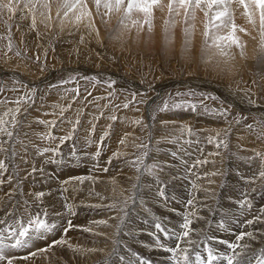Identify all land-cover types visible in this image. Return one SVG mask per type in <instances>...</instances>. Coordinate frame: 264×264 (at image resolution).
I'll return each instance as SVG.
<instances>
[{
  "label": "rangeland",
  "instance_id": "1",
  "mask_svg": "<svg viewBox=\"0 0 264 264\" xmlns=\"http://www.w3.org/2000/svg\"><path fill=\"white\" fill-rule=\"evenodd\" d=\"M12 1L14 0H11L10 2ZM32 1L34 0H22L21 3L16 5V11L22 10L23 12H26L23 19L20 20L22 22L18 23H16L17 18L14 14L12 15L10 13L9 16L8 9L0 8V65L7 68L6 71L0 72L1 112H7L2 119L3 121L7 119V122H0V129L3 130L0 131V149L5 150L0 151L1 161L6 162L7 160V165L5 163V169L7 170L4 171L6 173H10L11 175H17L20 170H23V168L30 169L34 164L33 162L32 164L30 163V161L35 158L34 154L40 155L38 151H42L44 149V145L46 143L45 131H47L45 125L49 124L48 118H57V114H59V106L68 104L70 108L69 111H67V114L65 116H63L61 113L59 114L63 118L60 119L61 123L56 125L54 129L55 133L54 136H52V139L54 140L61 138L65 135L70 137L69 141L68 143L65 141H57L54 144H50L56 146L55 148L58 150V144L60 145L62 143L60 148L66 147L65 149L74 152V157H76V160H74L75 166L81 170H98L97 168L109 170L112 169L114 165H116L118 168L115 169L116 172L114 171L113 174L119 176V178L122 179L120 184L124 186L129 185L126 187V190L124 186H119L120 190L115 192L114 195L101 194L100 192L98 193L91 190V188H82L83 192H76L75 197L66 194V199H69L73 205H75L74 203H76V200L81 202L83 198H85L84 200L96 199L95 202L98 201V206H92L89 203V205L85 204L88 207L84 205L81 209L83 210L92 208L91 210H93L96 214H99L100 212L105 213L107 211V215L110 214L112 216L111 217L109 215L111 218L114 217V222L111 220L108 223L103 224V229L105 230V228H107V231L105 230L107 233L105 232L104 237L99 239L90 235L88 236V242H95L94 244H97V242L103 241L102 243L104 244V247L100 252L89 256V258H91L87 260L85 264H101V262L111 259L113 256L117 257L116 255L119 249H130V246H133V241H123L121 236L125 231L130 232L129 220H131L132 217L141 222L136 223L141 229L138 232H132L133 236H140V232L144 233L142 231L147 229L146 227L148 226L153 229V231L149 230L152 233L157 231L153 224L155 222H159L168 233L167 237L163 235L161 236L163 239L171 240L169 228L173 225L167 222V219L169 218L167 209L169 210L170 207L174 211H178L181 214L179 223L181 222L182 225L188 223V229H182L179 236H181L183 234L182 232L185 230L189 232V235L191 232L194 233L196 235V240L199 238L198 242H195L196 245L187 253L189 260L192 261L193 264L194 259L190 258L191 254L199 252L201 257L204 255L203 241L208 243L209 247L213 250V253L216 256L221 255V253H218L220 251L219 248L217 249L218 246L216 247L218 241L217 237L225 238V241H229L228 243H236V245L237 241H242V239H237V237H239V234H242L241 232L244 229V225L237 224L238 226H235V230L231 228L229 231L232 221L230 220L229 216L227 217L226 215H228L229 212H244V207L241 208L243 205H241L239 202L243 195L240 191H244V176L242 177L237 166V169L236 167H232L233 164L238 161H243V163L245 162L246 164L248 163L247 165L242 164V162H238L237 164L244 165L245 168L252 170L253 173V178L251 180L252 183H255V186L251 183V186H253L251 188H253L252 190L254 191L252 195V199L254 200H252L251 204L255 209L254 212H256L257 208L264 206V176L260 175L261 172H264V114H262V111L264 110H261L264 107V71L257 69L259 64L262 65L264 63V58L263 60L257 62L255 57L260 52L264 54V46L260 45L261 49L258 50L253 56L250 54V52L247 54L248 57H245L246 61L240 65L243 68L240 75L236 76V74H234L228 78L222 74V69L220 71L213 69L215 67L212 63H215V61L212 56L219 54L222 56L221 60H223V58L225 59L227 57V51L229 50V59H231L232 55L233 60L238 62L240 60H238V58L234 56V53H232L234 48H229L228 50L223 48L220 50L221 47L214 46L215 48L213 49H207V51H209L207 52L203 45L205 46L211 42L212 38L220 37L222 35L228 36V34H225L223 30H228L231 28L232 24H236L237 19L234 17V13H232L233 15L231 19L227 17L223 18L225 26L217 29L212 24H210V17L212 15L211 13H209V16H205L204 11H202L200 8L199 10L196 9L195 12H198L197 16H201L205 19L204 20L202 18L200 21V19H197L198 17L196 18L195 16L197 19L196 24L193 19L190 20V18H192L190 11L187 16L185 15L183 8L179 10V14H177L175 11L169 12L167 7L169 0H160V4L153 6L150 17L145 16V14L142 12H133L130 18L126 16L124 7H121L119 11L112 9L109 12L103 7V3H101V6L97 8L95 1L92 0L93 3L89 1L90 4L86 1L85 9H87L86 12L90 14H93L95 11V14H93L95 20L93 18L92 22L93 24L97 25L98 28L95 27V30L90 29L92 26L90 25L91 27L89 28L87 24L88 22L84 23L86 24V27L88 26L86 32L88 31L90 34L89 35L86 33H80L83 28L82 26H84L82 22L77 23V27H75L74 24H72V26L69 23L63 22L64 19L67 20L65 18V12H67V14L70 12L63 7L64 0H53L55 4L57 3V8L52 9L53 11H56L53 12L52 16H54L56 19H58V22H60L58 23L56 21V24L58 23L60 25H57V28L54 27L55 25H53V22H55L56 19H53L51 25V20L48 21L41 17L43 18V22L38 21V19L34 17L33 13L29 15L30 19L27 18L29 11L31 10V12H33L32 8L35 6V3ZM43 1L49 3L47 0ZM5 2L7 3V0H5ZM34 2H37V8H41V2L39 0ZM232 2H235V0H232ZM231 4L232 6L230 5V7H233V3ZM159 7L162 9L160 8L159 10ZM230 9L231 11L233 10V8ZM182 15L185 18H183ZM33 17L35 18V26L32 25ZM146 21H149L150 23ZM189 21L193 22L192 24L195 26L191 25V23H188ZM41 23L44 26L47 25L48 27H42ZM214 23L219 24L220 21H215ZM78 24L79 26L82 25V28H80ZM49 27L52 28L50 29ZM258 27H260L258 33L262 32V36H259L258 40L264 42V29H262L260 25H258ZM186 29L187 31H185ZM209 29L210 33L208 36H206L205 32L209 31ZM62 30L66 31L63 32ZM231 30L232 28L228 31ZM237 31L235 29V32ZM73 34H76L77 36L78 34H82L81 36L83 40H73L75 43L72 42V38L74 37L71 36H74ZM84 34H86L85 37ZM242 35L245 36V33H242ZM18 36L21 37L19 38L23 42L22 45L17 43ZM98 37H101V40L97 39ZM198 38L203 40L200 41L203 45L195 42ZM204 41L206 43H204ZM223 42L228 43L229 41ZM223 42H221V44ZM229 43H232V46L236 45L232 41ZM217 49L218 52H216ZM214 51L217 54H214ZM75 52H78V54L82 56L79 57L78 54L74 55ZM195 57L201 61H198L197 59L195 60ZM248 60H250L252 63L254 62L255 64L250 67V62H248ZM12 68L14 69L12 70ZM13 75L17 78L18 76H26L32 81L36 82L41 80V82L44 83L40 87V90L43 91L42 98H37L36 105L33 106L35 90L32 89V92L29 93L28 100L32 103V105L29 107V105L25 103L26 101L23 99V97H25L26 93L30 91V89H20V85L17 84V79L13 77ZM132 79L136 81L133 82V87H131L128 83H125ZM137 82L142 83L145 87H142ZM171 86L172 88H170ZM13 87H15L14 91L16 89H18V91H6ZM140 88H142L143 91ZM232 88L233 90L231 91ZM161 93H163V96H160ZM227 94L232 96L235 94V102H238L232 103L230 100L228 101L226 96ZM109 101L114 103H117L118 101L119 106L124 108L125 104H127L128 109H121L120 111L117 110V112H114L120 117L118 120L114 116V113L110 112ZM144 101L145 105H141ZM151 101V116L148 117L147 111ZM165 105H167V108H165ZM88 107L94 111V118H91L90 120V118L87 117V113L85 112L83 115L84 118L81 121V124L78 126L80 120V117H78V112L80 109H85ZM103 112H110V116H112L113 121L119 122L115 124H113V122H108V120L101 115ZM192 113H201L206 115L205 117H201L194 116ZM130 115L138 119L137 128L134 127L133 121L129 119ZM245 116L248 117L246 121H251V124L248 126H246L247 123H245V119L247 118ZM168 117L174 118L178 122L175 125H172L168 122H163V118L166 119ZM124 120L128 121L130 128H127L123 124ZM41 121H43L42 124ZM190 123H195V125L190 126ZM67 124H70L71 128L73 129V131L70 133L67 131ZM41 126L43 127L44 132ZM75 126L77 129H75ZM188 126L192 127V130L188 131ZM29 130H31V132H29ZM113 130L116 132V134H113ZM8 132L12 133L11 137L7 135ZM20 134L22 136H20ZM28 134H33L35 141H30L27 138ZM122 134H125V137L123 143H120ZM215 134L217 136V141L216 139H213ZM98 136L103 139L101 147L102 149L99 153L98 144L100 138ZM237 136L240 138L250 136L249 142H255L253 144L254 147H251V145H240L234 142L233 139H235ZM38 139H41L42 143ZM179 141H184L186 143L188 142V144H186L189 146L188 149L179 150V148L174 147V142L178 144ZM216 142H218L220 146L216 144ZM70 143L72 145H70ZM106 143H108V145L111 143L112 144L108 146V151L104 152ZM28 145L29 147L33 146L32 151L29 149V147H27ZM77 148L82 152H80ZM194 149L200 150L202 154L201 159L192 158L191 155H193V153L191 150ZM77 152L81 154V157L77 155ZM30 153L33 155L29 156L31 155ZM45 153L47 155V160L49 159L53 168L55 167L53 169L54 178L56 179L55 182L60 183L61 187L62 183L60 182L59 178H56V175L59 173V171L60 173L62 172V168L68 167L66 166L68 164V155H66L64 157L65 159L61 161L57 156H54V151H52V155L49 154V157L47 152ZM173 153H175V155H173ZM84 155L87 156L85 157ZM164 156L172 159V162L163 163L162 158ZM18 157L21 159H18ZM24 158L25 161L23 160ZM108 158L114 160L115 163L113 161L112 163L110 160H108ZM20 161H24L25 163H28V165H19L18 162ZM186 161L188 164L184 163ZM198 162L203 166L205 165V169L199 168L200 164ZM202 162L204 164H202ZM169 164L170 166H168ZM249 164L253 166L252 169L250 167L251 165L248 166ZM207 166L211 168L209 170L211 173L208 171L209 168ZM180 169L182 171H180ZM130 171H132V175L130 174ZM126 172H128V174H126ZM206 173L208 175H206ZM149 174H154L155 177L158 178L161 177L162 180L153 179V177L151 179L148 176ZM206 177H208V179ZM134 178L136 180H133ZM62 179L65 180V182L67 181L66 177H63ZM17 181L18 183L25 182V180L21 179L19 176L15 178L16 183L13 185L16 186ZM125 181H127V183ZM237 181L239 183H237ZM130 182L133 185L130 184ZM176 182L179 183L177 184ZM165 183L167 184V187H165ZM205 183L209 186H206ZM200 185L203 186L201 187ZM213 185H216L215 187L218 188L219 191ZM193 188H196L195 192L197 193L194 192ZM128 189H131L132 191H129ZM139 189L145 191H140ZM205 190H207V192L202 193V191ZM160 192L164 194L161 195ZM228 192H233L235 194L238 204L236 201H234V199H229L230 197L228 196ZM118 193L122 195H119L118 197ZM77 195L81 197H76ZM125 195L129 196L127 198L124 197L127 200L126 202H124L125 200L122 197ZM168 195L171 200L169 199ZM115 196L116 198H114ZM111 199H114V202ZM255 203H257V205H255ZM59 205L62 206L63 203H59ZM96 207L99 208L97 209ZM190 208H192L193 211ZM137 209L139 211H137ZM149 211L151 213H149ZM140 214H142V217ZM69 215L75 216V211H70ZM192 217L194 218L192 219ZM205 217H207L206 221L204 220ZM112 222L113 224L116 222V224L113 225ZM220 222H223L225 226L220 225ZM199 223H203V225H200ZM208 231L213 232V238L208 237ZM262 238L263 237L260 238L259 243L262 245V249H264V238ZM245 239L247 240L246 237ZM245 243L248 242L245 241ZM182 245L183 240H180L179 246L181 247ZM219 245H222V248L228 250V253L226 252L225 255L221 256L232 257L234 248L230 249L228 244H222V242L219 243ZM260 245L258 246L260 249L259 251L261 252L262 249ZM257 254L259 255V253ZM171 255L172 258L170 259V264H176L175 258L184 263V260H181L178 257L179 255L183 258L182 253L176 255L174 252H171ZM146 258L147 260H152L153 263L158 264L152 258ZM245 258L243 257L242 259L238 257L240 260H235L234 263L242 264L245 261ZM220 260L214 261L213 264H221L222 261ZM222 260L223 262H227L224 259ZM63 261L64 264H73L70 259L63 258ZM133 264H135V261Z\"/></svg>",
  "mask_w": 264,
  "mask_h": 264
},
{
  "label": "bare ground",
  "instance_id": "2",
  "mask_svg": "<svg viewBox=\"0 0 264 264\" xmlns=\"http://www.w3.org/2000/svg\"><path fill=\"white\" fill-rule=\"evenodd\" d=\"M9 1V2H8ZM11 0H7V3H11V7L13 9L12 12L8 11V15L11 13L12 15L14 14L15 17L18 19H16V23L18 22H22L20 21L21 19H23L24 17V14H26V12H23L22 10H18L16 11L15 7L16 5H18L19 3H21L22 0H14L12 2H10ZM36 1V0H34ZM32 1L33 3H35L34 7L32 8L33 12H31V10L29 11V14L27 16V18H29V15L31 13H33L34 17L38 19V21H42L43 22V18H45L46 20H51V25H52V22H53V19H56L54 16H52L53 12H56V11H53L52 9L53 8H57V3L55 4L53 2V0H47L49 3H46L44 2L43 0H39L41 2V8H37L36 6L38 5L37 2H34ZM86 1L89 3L92 2V0H84V3L76 8L75 10H72L70 11L67 15H65V18L67 20H63L64 23H69L70 25L74 24L75 27H77V23H83L84 26L78 24V26L80 28H82V31L80 33H86V34H89L88 31L86 32L88 26L90 29H93L95 30L94 28H98L97 25L93 24L92 20L94 18L93 14H95V11L93 14H90V13H87V9H85V3ZM95 1V0H94ZM39 2V4H40ZM246 2H248V0H246ZM5 2V0H0V4H7ZM32 3V4H33ZM93 3V2H92ZM233 3V7H230V8H233V12L231 11V13H234V17L237 19L236 20V31L234 33L235 37L238 38V43H234L236 45H231L229 42H223L222 43V46L220 48L221 49H225V50H228L229 48H234V50L232 51V53H234V56L238 58V60L240 61H234L233 60V56L231 55V59H229V53L227 51V57L223 60H221L222 56L215 53L214 51V54H217V55H214L212 56V58L214 59L215 63H212L214 65L215 68H213L214 70L217 69V70H221L222 74L224 76H227L228 78L233 76L234 74L237 75H240V73L242 72L243 68L240 66L241 64H243L246 60H245V57L247 56V54L250 52V54L253 56L254 54L257 53L258 50H260L261 46L260 45H263L264 46V42H261L258 40L259 36H262V32H259V29L260 27H258V25H260L259 23V15H260V10L259 8H257L255 5H252L251 3H249V6L248 8L246 9L244 7V5L240 4L239 3V0H235V2H232ZM235 3V4H234ZM48 5L47 7L45 5ZM90 4V3H89ZM39 6V7H40ZM91 6H94V5H91ZM232 6V4H231ZM201 7H204L203 5ZM161 7H159V10H160ZM7 9V8H6ZM42 12H41V10ZM162 9V8H161ZM199 10V8H197ZM90 10V9H89ZM91 11V10H90ZM89 11V12H90ZM182 11V10H181ZM185 11V10H184ZM183 12V11H182ZM160 13V12H159ZM198 13V12H197ZM196 12H195V16L196 18L198 17ZM46 14V15H45ZM181 14V13H180ZM183 14V13H182ZM190 14H191V11H190ZM251 14V15H249ZM7 15V16H8ZM155 15H156V11H155ZM201 15V13H200ZM233 15V14H232ZM10 16V15H9ZM185 16V15H184ZM190 16V15H189ZM43 17V18H41ZM165 17V16H163ZM183 17V15H182ZM192 17V16H191ZM199 16L197 19H201L203 17ZM185 18V17H183ZM193 19V21L196 23L197 22V19ZM30 19V18H29ZM187 19V18H186ZM192 18H190L191 20ZM204 19V18H203ZM95 20V18H94ZM196 20V21H195ZM205 20V19H204ZM56 21L58 22V19L55 20V22H53V25H55L54 27L57 28V25H59L58 22L56 24ZM84 21V22H83ZM97 21V20H96ZM62 22V21H61ZM88 22V23H87ZM157 22V21H156ZM25 23V22H23ZM48 23V22H47ZM84 23H87L88 26L86 27V24ZM188 23H191V25H193L192 23L193 22H188ZM187 23V24H188ZM30 24V23H29ZM49 24V23H48ZM197 24V23H196ZM202 24V23H201ZM200 24V25H201ZM227 24V23H226ZM42 27L44 26L42 23H41ZM64 25V24H63ZM91 25V26H90ZM94 25V26H93ZM20 26V25H19ZM47 25H45L44 27H46ZM60 26V25H59ZM73 26V25H72ZM82 26V27H81ZM195 26V25H193ZM48 27V26H47ZM85 27V28H84ZM23 28V27H22ZM50 29L52 27H49ZM59 28V27H58ZM72 28V27H71ZM141 28V27H139ZM232 28V27H231ZM229 28V29H231ZM62 29V28H61ZM66 29V28H64ZM73 29V28H72ZM89 29V30H90ZM228 29V30H229ZM18 30V28H17ZM16 30V31H17ZM21 30V29H20ZM67 30V29H66ZM66 30H62L63 32L66 31ZM97 30V29H96ZM227 30V29H226ZM226 30H223V32L225 34H232V30L231 31H226ZM61 31V32H62ZM199 31V30H198ZM261 31V30H260ZM196 32V31H195ZM221 32V31H220ZM221 32V33H223ZM19 33V31H18ZM17 33V34H18ZM58 33V32H57ZM68 33V32H67ZM92 33V32H91ZM202 33V32H201ZM242 33H245V36L242 35ZM264 33V32H263ZM25 34V33H24ZM70 34V33H69ZM84 34V37L85 35ZM99 34V33H98ZM125 34V33H124ZM258 34V35H257ZM74 36H71V37H74L72 38V42H74L73 40H77L79 41L80 39L83 40L82 38V34H78V36L76 34H73ZM90 35V34H89ZM95 35V34H94ZM64 36V35H63ZM62 36V37H63ZM98 36V35H97ZM102 36V35H100ZM200 36V35H199ZM203 36V35H202ZM219 36V34H218ZM223 36V35H222ZM243 36V37H242ZM20 36H18V39H17V43H19L20 45L23 44L22 40L19 38ZM65 37V36H64ZM68 37V36H67ZM89 37V36H88ZM24 38V37H23ZM22 38V39H23ZM91 38V37H90ZM101 37H98L97 39H100ZM26 39V38H25ZM71 39V38H70ZM89 39V38H87ZM63 40V39H62ZM101 40V39H100ZM213 40V38L211 39ZM31 41V40H30ZM71 41V40H70ZM69 41V42H70ZM114 41V40H113ZM193 41V40H192ZM195 41V39H194ZM200 41H203V40H200V38L196 39V43L200 44V45H203L201 44ZM116 42V41H115ZM75 43V42H74ZM177 43V42H176ZM204 43H206L204 41ZM208 43V42H207ZM18 45V46H20ZM78 45V44H77ZM174 45V44H173ZM173 47V46H171ZM204 49L207 51V49H213L215 48L214 46H212V41L209 42L207 45H203ZM76 50V49H75ZM79 50V49H78ZM192 50V49H191ZM190 50V51H191ZM231 50V49H230ZM264 50V49H263ZM211 51V50H210ZM224 51V50H223ZM209 52V51H207ZM218 52V49L217 51ZM221 52V51H220ZM222 53V52H221ZM78 52H75L74 55H77ZM188 54V53H187ZM73 55V56H74ZM181 55V54H180ZM184 55V54H183ZM182 55V56H183ZM78 56H82L80 54H78ZM188 56V55H187ZM185 56V57H187ZM225 56H226V53H225ZM68 57V56H67ZM65 57V58H67ZM75 57V56H74ZM248 57V56H247ZM251 57V56H250ZM256 57V61H260V60H263L264 58V54H262V52H260ZM189 58V57H188ZM194 58V57H193ZM183 59V58H182ZM198 60V58L195 57V60ZM200 60V59H199ZM198 60V61H199ZM185 61V60H184ZM187 61V60H186ZM201 61V60H200ZM197 62V61H196ZM195 62V63H196ZM248 62H250V60H248ZM194 63V64H195ZM255 63L253 62H250V67L253 66ZM257 64V63H256ZM77 65V64H76ZM188 66V65H187ZM192 66V65H191ZM193 67V66H192ZM191 67V68H192ZM195 67V65H194ZM257 67V66H256ZM220 68V69H219ZM7 68L3 67L2 65H0V72L1 71H6ZM14 68H12L13 70ZM245 69V68H244ZM255 69V68H254ZM258 70L260 71H264V63L262 65H258L257 67ZM17 70V69H16ZM86 70V69H85ZM246 71V70H244ZM190 72V71H188ZM220 72V73H221ZM246 73V72H245ZM244 73V74H245ZM190 74V73H189ZM247 74V73H246ZM263 74V73H262ZM226 77V78H227ZM243 77V76H242ZM186 78V77H185ZM195 78V77H194ZM247 78V77H246ZM47 79V77H46ZM193 79V77H192ZM206 79V78H205ZM195 80V79H194ZM235 80V79H234ZM204 83V82H203ZM211 83V82H209ZM234 83V82H233ZM243 83V82H242ZM166 84V83H165ZM214 84V83H213ZM169 85V84H168ZM218 85V84H217ZM240 85V84H239ZM220 86V85H219ZM208 87V86H207ZM216 87V86H214ZM222 87V86H221ZM233 87V86H232ZM242 87V86H241ZM218 88V87H217ZM230 89V87H229ZM236 89V88H235ZM244 89V88H243ZM233 90V88L231 89V91ZM224 91V90H223ZM219 92V91H218ZM221 93V92H220ZM222 94V93H221ZM223 96V95H222ZM227 96V99L228 101L230 100L232 103H237L235 102L236 98H235V94L234 96L232 95H226ZM224 99V97H223ZM226 99V101H227ZM46 100V99H45ZM245 100V99H244ZM1 103V102H0ZM6 104V103H5ZM235 105V104H233ZM237 105V104H236ZM242 105V104H241ZM249 105V104H248ZM7 107V106H6ZM11 107V106H10ZM13 107V106H12ZM37 107V106H36ZM58 107V106H57ZM253 107V106H252ZM257 107V106H256ZM1 106H0V122L2 121L3 122V118L5 116V114L7 112H1ZM9 108V106H8ZM145 108V107H144ZM5 109V107H4ZM3 109V111H4ZM43 110V109H42ZM245 110V109H244ZM261 110H264V107L263 109ZM33 111V110H32ZM260 112V111H258ZM32 113V112H31ZM262 114H264V111H262ZM51 116V115H50ZM165 117V116H164ZM172 117V116H171ZM171 117H168V118H163V122H168L172 125H175L178 121L175 120L174 118H171ZM182 120V119H181ZM202 121V120H201ZM213 121V120H212ZM182 122V121H181ZM185 122V121H184ZM1 124V123H0ZM42 124V123H41ZM40 124V125H41ZM199 124V123H198ZM35 125V124H34ZM102 125V124H101ZM46 126V125H45ZM88 126V125H87ZM90 126V125H89ZM201 126V125H200ZM25 127V126H24ZM42 127V126H41ZM60 127V126H59ZM66 129V128H65ZM28 130V129H27ZM34 130V129H33ZM42 130H43V127H42ZM26 131V130H25ZM39 131V130H38ZM106 131V130H105ZM29 132H31V130H29ZM44 132V130H43ZM47 132V131H45ZM88 132V130H87ZM94 132V131H93ZM39 133V132H38ZM77 133V132H76ZM65 134V133H64ZM84 134V133H83ZM33 134H28L27 135V138L30 140V141H33L34 140V135L32 136ZM39 135V134H38ZM175 135V134H174ZM236 135V134H235ZM20 136H22L20 134ZM25 136V135H24ZM65 136V135H64ZM85 136V135H84ZM82 137V136H81ZM86 137V136H85ZM84 137V138H85ZM99 137V136H98ZM249 137H245V138H240L239 136H237L235 139H233L234 142L240 144V145H245V146H249L251 145V147H254L253 144L255 142H249ZM42 138V137H41ZM79 138V137H78ZM100 140L102 139L101 137H99ZM26 139V140H28ZM37 139V137H36ZM46 139V138H45ZM83 139V138H81ZM88 139V138H87ZM86 139V140H87ZM107 139V138H106ZM115 139V137H114ZM21 140V139H19ZM39 141H41L42 143V140L41 139H38ZM105 140V139H104ZM128 140V139H127ZM25 141V140H24ZM35 141V140H34ZM90 141V140H89ZM113 142V141H112ZM129 142V141H128ZM167 142V141H166ZM37 143V142H36ZM56 143V142H55ZM68 143V142H67ZM95 143V142H94ZM121 143V142H120ZM119 143V144H120ZM126 143V142H125ZM33 144V143H32ZM39 144V143H38ZM58 144V143H57ZM62 144V143H61ZM60 144V145H61ZM80 144V143H79ZM88 144V143H87ZM90 144V143H89ZM93 144V143H92ZM112 144V143H111ZM109 144V145H111ZM114 144V143H113ZM127 144V143H126ZM188 142H181L179 141L178 144H176V142H174V147H177L179 148V150H184V149H188ZM204 144V143H203ZM59 145V144H58ZM70 145H72L70 143ZM82 145V144H81ZM167 145V144H166ZM165 145V146H166ZM169 145V144H168ZM205 145V144H204ZM39 146H42V145H39ZM85 146V145H84ZM215 146V145H214ZM239 146V145H238ZM244 146V147H245ZM15 147V146H14ZM13 147V148H14ZM20 147V146H19ZM29 147V145L27 146ZM56 146L54 145H48L45 143L44 145V149L47 148V149H50V151H47V154H48V157H49V154L52 155V151L54 150ZM87 147V146H86ZM241 147V146H240ZM36 148V147H35ZM66 148V147H65ZM65 148H60L58 149V152H60V154L62 155V157L68 155V158H67V162L68 164L66 166L68 167H65V168H62V172L59 173L56 175V178H59L60 179V182L62 183L61 184V187H60V183L58 182H55L56 179L54 178V172H53V166L50 162V160L48 159L47 160V155L46 153L42 150V151H38V153L40 155H36L34 154L35 158H33L30 163L32 164V162L34 163L32 165V167L30 169L28 168H23V170L17 174V175H11L10 173H6L4 170H0V181H2V183H0V221H4L3 224H0V228H4L6 227L7 225L9 224H15V221L17 219H27L29 217H35L37 215L40 216L41 219H44L46 223L48 224H54L55 227L50 231V232H43L42 235H38L34 238H32L30 241H29V244L27 247H18V248H5L4 249V254L5 256L7 257L6 260H3V261H0V264H7V260L8 259H11L12 260V264H64V261H63V258L65 259H70L73 264L76 263V264H85L87 260H89V256L95 254V253H98L100 252L103 247H104V244L100 241V242H97V244H94V243H90L88 242V236H93V237H97V238H102L104 237L105 235V232L107 231V228H105V230L103 229V224L104 223H108L109 221H113L114 222V217L111 218L109 215L105 213H101V209L103 210V205L100 209V213L99 214H96L93 210H91L92 208L90 209H81L85 204H88L90 203V205L92 206H98V201L95 202V200H84L85 198H83V200L80 202L78 200H76V203H74L75 205H73L69 199L67 200L66 199V194L67 195H70L72 197H75V193L76 192H80L82 190V188H91V190L95 191V192H100L101 194H115V192H117L118 190H120V187L122 184L121 183V178H119V176L113 174L115 169L118 168L116 167V165H114V167L112 169H109V170H106L104 168H97L98 170H85V169H79L75 166V162L74 160H76V157H74V152L72 151H69L68 149H65ZM88 148V147H87ZM94 148V147H93ZM96 148V147H95ZM113 148V147H112ZM123 148V146H122ZM7 149V148H6ZM17 149V148H16ZM29 149L32 151L33 149V146L29 147ZM78 149V148H77ZM84 149V148H83ZM110 149V148H109ZM121 149V148H120ZM19 150V149H18ZM26 150V148H25ZM56 150V148H55ZM54 150V151H55ZM76 150V149H75ZM79 150V149H78ZM168 150V149H167ZM190 150V149H189ZM1 151V150H0ZM5 151V150H3ZM2 151V152H3ZM21 151V150H20ZM80 151V150H79ZM108 151V150H107ZM193 155L192 158H200L201 159V152L200 150L198 149H194V150H191ZM205 151V150H204ZM203 151V152H204ZM27 152V150H26ZM25 152V153H26ZM82 152V151H80ZM129 152V151H128ZM245 153V152H244ZM31 154V153H30ZM101 154V153H100ZM205 154V153H204ZM203 154V155H204ZM5 155V154H3ZM17 155V154H16ZM15 155V156H16ZM33 154L29 155V156H32ZM77 155L81 157V154L79 152H77ZM94 155V154H93ZM113 155V154H112ZM177 155V154H176ZM85 157L87 155H84ZM122 156V155H121ZM184 156V154H183ZM21 157V156H20ZM28 157V156H27ZM58 159H59V156H57ZM92 157V155H91ZM94 157V156H93ZM106 157H109V156H106ZM114 157V155H113ZM239 157V156H238ZM241 157V156H240ZM14 158V157H13ZM12 158V159H13ZM97 158V157H95ZM173 158V157H172ZM181 158V157H180ZM204 158V157H203ZM202 158V159H203ZM5 159V158H4ZM18 159H21L18 157ZM17 159V160H18ZM89 159V157H88ZM92 159V158H90ZM115 159V158H114ZM16 160V159H15ZM25 161V158L23 159ZM111 162L113 161L115 163L114 160L112 159H109ZM119 160V159H118ZM127 160V159H126ZM155 160V159H154ZM172 159L168 158L167 156H164L162 158V162L163 163H171ZM0 161H1V152H0ZM24 161H20L18 162L19 165L22 164V165H28V163H25ZM28 161V160H27ZM121 161V160H119ZM197 161V160H196ZM202 161V160H201ZM205 161V160H204ZM203 161V162H204ZM235 161V160H233ZM238 161V160H237ZM7 162V160H6ZM4 161V164L6 163ZM112 162V163H113ZM161 162V163H162ZM202 162V164H204ZM239 162V161H238ZM232 163L233 166L232 167H238L242 177L244 176V191H242L241 189V193L243 194L242 195V198L241 200H239V202L241 203V208L244 207V212H240V213H235V212H229L228 215H226L227 217L229 216L230 220L232 221L231 222V225L229 227V231L231 228H233L235 230V226L237 224L239 225H244V229L242 230V234H243V238H242V241L239 240V242L237 241V245L236 243H234L236 245V247L234 248V256L232 255V258H234L236 261L237 260H240L238 259L239 258H242L243 257L245 258V261L242 263V264H249V260H252L253 261L255 260V256L258 255L257 253H260V249H259V246L260 243V238L263 237L264 238V234H263V229H264V206L260 207V208H257L256 212H254V208L252 207V195H253V186H251V183H252V178H253V173H252V170L248 169V168H245L244 165L242 164H246L245 162L243 163V161H240L239 163L242 162V164L238 165L237 163ZM89 163V162H88ZM87 163V164H88ZM96 163V162H95ZM105 163V162H104ZM185 163V162H184ZM197 163V162H196ZM199 163V162H198ZM209 163V162H208ZM253 163V162H252ZM255 163V162H254ZM199 168H202V169H205V165H201V163H199ZM248 164V163H247ZM246 164V165H247ZM7 165V163H6ZM13 165V163H12ZM92 165V164H91ZM98 165V164H97ZM118 165V164H117ZM166 165V164H165ZM172 165V164H171ZM251 164H249L248 166H250ZM258 165V164H257ZM89 166V164H88ZM170 166V164L168 165ZM178 166V165H176ZM209 166V165H208ZM207 166V167H208ZM213 166V165H212ZM261 166V165H260ZM7 167V166H6ZM19 167V166H18ZM107 167V166H106ZM111 167V166H110ZM181 167V166H180ZM190 167V165H189ZM206 167V169H207ZM236 167V169H237ZM251 169H252V165L250 166ZM249 167V168H250ZM8 168V167H7ZM11 168V167H10ZM20 168V167H19ZM48 168V170H47ZM74 168V169H73ZM168 168V167H167ZM208 171L211 169L210 167H208ZM262 168V167H261ZM14 169V168H13ZM12 169V170H13ZM33 169H35V171H33ZM71 169H72V172H71ZM127 169V168H126ZM176 169V168H175ZM185 169V168H184ZM192 169V168H191ZM197 169V168H196ZM230 169V168H229ZM7 170V169H6ZM11 170V169H10ZM16 170V168H15ZM18 170V169H17ZM190 170V169H189ZM198 170V169H197ZM133 171V170H132ZM132 171H130V174L132 175ZM167 171V170H166ZM180 171H182L180 169ZM195 171V169H194ZM201 171V170H200ZM259 171V170H258ZM15 172V171H14ZM116 172V171H115ZM169 172V171H168ZM177 172V170H176ZM210 172V171H209ZM229 172V171H228ZM122 173V172H121ZM135 173V172H134ZM133 173V174H134ZM173 173V172H172ZM198 173V172H196ZM211 173V172H210ZM126 174H128V172H126ZM129 174V175H130ZM239 174V173H238ZM135 175V174H134ZM133 175V176H134ZM138 175V174H137ZM191 175V174H190ZM204 175H205V171H204ZM206 175H208L206 173ZM230 175V174H229ZM236 175V173H235ZM21 177V179L25 180L24 183H18L17 181V185H13L15 182V178L16 177ZM125 176V175H124ZM127 176V175H126ZM149 176V175H148ZM195 176V175H194ZM193 176V178H194ZM201 176V175H200ZM199 176V177H200ZM210 176V174H209ZM212 176V175H211ZM63 177H66L67 178V183H65V180H63L62 178ZM132 177V176H131ZM202 177V176H201ZM205 177V176H204ZM261 177V176H260ZM70 178V179H69ZM125 178V177H124ZM126 178H129V177H126ZM173 178V177H172ZM208 179V177H206ZM236 178V177H235ZM62 179V181H61ZM131 179V178H130ZM201 179V178H200ZM228 179V177H227ZM238 179V178H237ZM243 179V178H242ZM133 180H136L135 178ZM144 180V179H143ZM177 180V179H176ZM175 180V181H176ZM182 180V179H181ZM234 180V179H233ZM254 180V179H253ZM258 180V179H256ZM193 181V180H191ZM209 181V180H208ZM236 181V179H235ZM127 183V181H125ZM124 182V183H125ZM138 182V181H137ZM189 182V181H188ZM195 182V181H194ZM201 182V180H200ZM123 183V184H124ZM177 183V182H176ZM179 183V182H178ZM177 183V184H178ZM182 183V182H180ZM193 183V182H191ZM220 183V181H219ZM218 183V184H219ZM234 183V182H233ZM236 183V182H235ZM237 183H239L237 181ZM130 184H132L130 182ZM151 184V183H150ZM187 184V182H186ZM197 184V183H195ZM194 184V186H195ZM206 184V183H205ZM227 184V183H226ZM225 184V185H226ZM242 184V183H241ZM253 185L255 183H252ZM262 184V183H261ZM65 185V186H63ZM133 185V184H132ZM135 185V184H134ZM145 185V184H144ZM199 185V184H198ZM197 185V186H198ZM230 185V184H229ZM232 185V184H231ZM124 186V185H122ZM129 186V185H127ZM127 186H124L125 187V190H126V187ZM131 186V185H130ZM150 186V185H149ZM193 186V187H194ZM201 187L203 185H200ZM205 186V185H204ZM206 186H209L206 184ZM212 186V185H211ZM214 186V185H213ZM216 186V185H215ZM214 186V187H215ZM227 186V185H226ZM236 186V185H235ZM243 186V185H242ZM240 186V187H242ZM255 186V185H254ZM261 186V185H260ZM259 186V187H260ZM230 187V186H229ZM129 188V187H128ZM132 188V187H131ZM143 188V187H141ZM171 188V187H170ZM187 188V187H186ZM199 188V186H198ZM209 188H212V187H209ZM216 188V187H215ZM123 189V187H122ZM153 189V188H152ZM151 189V190H152ZM163 189V188H162ZM189 189V188H188ZM191 189V188H190ZM194 189V188H193ZM196 189V188H195ZM195 189H194V192H195ZM218 189V188H216ZM225 189V188H224ZM233 189V188H231ZM238 189V188H237ZM263 189V188H262ZM129 190V189H128ZM140 191H145V190H141L139 189ZM199 190V189H198ZM203 190V189H202ZM221 190V189H220ZM129 191H132L131 189ZM211 191V190H210ZM219 191V189H218ZM224 191V190H223ZM227 191V190H226ZM235 191V190H234ZM40 192H43L44 193V196L43 197H40L39 199L37 198L36 194L37 193H40ZM90 192V191H89ZM147 192V191H146ZM155 192V191H154ZM162 192V191H161ZM160 192V193H161ZM201 192V190H200ZM203 192H207V190L205 191H202ZM81 193V192H80ZM86 193V192H85ZM191 193V192H190ZM197 193V192H195ZM201 193V195H202ZM229 193V199L236 201V198H235V194L233 192H228ZM238 193V192H237ZM79 194V193H78ZM96 194V193H94ZM139 194V193H138ZM164 194V193H163ZM183 194V193H182ZM220 194V193H219ZM224 194V193H223ZM227 194V193H226ZM259 194V193H258ZM257 194V195H258ZM80 195V194H79ZM85 195V194H84ZM119 195H122L120 193H118V197ZM152 195V194H151ZM192 195V194H191ZM98 196V195H97ZM103 196V195H102ZM140 196V195H138ZM221 196V194H220ZM227 196V198H228ZM261 196V195H259ZM76 197H81V196H76ZM123 198L124 197H129V196H122ZM121 197V198H122ZM132 197V196H131ZM141 197V196H140ZM144 197V196H143ZM169 197V195H168ZM173 197V196H172ZM199 197V196H198ZM223 197V196H222ZM225 197V196H224ZM68 198V196H67ZM101 198V197H100ZM116 198V196L114 197ZM120 198V199H121ZM122 198V199H123ZM182 198H185V197H182ZM201 198V197H200ZM238 198V197H237ZM130 199V198H129ZM128 199V200H129ZM168 199V198H167ZM170 199V197H169ZM240 199V198H238ZM260 199V198H259ZM263 199V198H262ZM113 200L114 202V199H111ZM110 200V201H111ZM116 200V199H115ZM124 202H126L127 200L124 198ZM138 200V199H137ZM149 200V198H148ZM171 200V199H170ZM173 200V199H172ZM190 200V199H189ZM206 200V199H205ZM229 200V201H230ZM107 201V200H106ZM139 201V200H138ZM186 201V200H184ZM207 201V200H206ZM205 201V202H206ZM224 201V200H223ZM105 202V201H104ZM108 202V201H107ZM142 202V201H141ZM150 202V201H149ZM173 202V201H172ZM196 202V201H195ZM214 202V201H213ZM59 203H63V205H59ZM174 203V202H173ZM211 203V202H210ZM235 203V202H233ZM236 203L238 204V201H236ZM102 204V203H101ZM113 204V203H112ZM186 204V203H185ZM232 204V203H231ZM264 204V202H263ZM143 205V204H142ZM194 205V204H193ZM236 205V204H235ZM255 205H257V203H255ZM87 206V205H85ZM182 206V205H181ZM209 206V205H208ZM233 206V205H232ZM259 206V205H258ZM88 207V206H87ZM160 207V206H159ZM211 207V206H210ZM97 208V207H96ZM99 208V207H98ZM97 208V209H98ZM106 208V207H105ZM200 208V207H199ZM240 208V209H241ZM158 209V208H157ZM166 209V208H165ZM181 209V208H180ZM192 211L193 209L190 208ZM189 209V210H190ZM219 209V208H218ZM235 209V208H234ZM237 209V208H236ZM75 211V216H70L69 215V212L70 211ZM107 210V209H106ZM145 210V209H144ZM160 210V209H159ZM163 210V209H161ZM188 210V211H189ZM195 210V209H194ZM197 210V209H196ZM98 211V210H97ZM134 211V210H133ZM132 211V212H133ZM137 211H139L137 209ZM147 211V210H146ZM154 211V210H153ZM168 213H169V218L167 219V222L172 224L173 226L169 228L170 230V236H171V240L169 239H163V237L161 236V234L158 232V231H155V232H151L149 230H152L153 229L148 226L146 227L147 229H144L142 232L144 233H141L140 232V236H133V233L132 232H138L140 231V226L136 223H141L140 221H138L136 218L132 217L131 220H126L129 222L130 226H129V230L130 232H123L122 233V236H121V239L123 241H130L133 243V246H130L131 248L130 249H127V248H121L118 250V253H117V257L113 256V258L111 259H108L106 261H103L101 262V264H133V262L135 261L134 260V257L140 253V255L142 256H146L148 258H152L153 260H155L158 264H170V259L172 258V255H171V252H169L167 249H169V247H172V248H176V241H177V237L180 235V232L182 231V229H184L182 227V224L181 222L179 223V218H180V213L178 211H174L171 207L170 209L168 210ZM184 211V210H183ZM191 211V212H192ZM206 211V210H205ZM223 211V209H222ZM227 211V210H226ZM117 212V211H116ZM142 212H143V208H142ZM200 212V210H199ZM203 212V211H202ZM137 213V212H136ZM141 213V212H140ZM149 213H151L149 211ZM148 213V214H149ZM194 213V212H193ZM223 213V212H222ZM222 213H221V216H222ZM146 214V213H145ZM164 214V213H163ZM203 214V213H202ZM209 214V213H208ZM227 214V213H226ZM113 215V214H112ZM116 215V214H115ZM118 215V213H117ZM132 215V214H131ZM141 217H142V214H140ZM225 215V214H224ZM133 216V215H132ZM148 216V215H147ZM166 216V214H165ZM168 216V215H167ZM184 216V215H183ZM212 216V215H211ZM210 216V218H211ZM218 216V215H217ZM255 216V217H254ZM195 217V216H194ZM192 217V219L194 218ZM203 217V216H202ZM224 217V216H223ZM140 218V217H139ZM206 218H204V220L206 221ZM116 219V218H115ZM129 219V218H128ZM166 219V218H165ZM155 220V219H154ZM117 221V220H115ZM166 221V220H165ZM203 221V220H202ZM224 221V220H223ZM249 221H251V223H249ZM112 222V224H113ZM111 224V225H112ZM116 224V222L114 223ZM113 224V225H114ZM127 224V223H126ZM166 224V223H165ZM169 224V225H170ZM200 225H203V223H199ZM110 225V226H111ZM238 226V225H237ZM203 227V226H202ZM155 228V227H154ZM208 228V227H207ZM112 229V228H111ZM116 229V228H115ZM242 229V228H241ZM110 230V229H108ZM114 230V229H112ZM191 230V228H190ZM185 231V230H184ZM238 231V230H237ZM117 232V231H116ZM199 232V231H198ZM202 232V231H200ZM107 233V232H106ZM132 233V234H131ZM147 233V234H146ZM183 233V232H182ZM247 233H251V236L247 235ZM110 234V233H109ZM108 234V235H109ZM114 234V233H113ZM239 234V233H238ZM242 234H239V236H241ZM7 235V234H5ZM201 235V234H200ZM199 235V236H200ZM207 235L208 237L210 238H213V232H210L208 231L207 232ZM207 237V236H206ZM245 237L247 238V240L245 239ZM115 238V237H114ZM113 238V239H114ZM218 238V241H217V244H216V247L217 249L219 248V252L218 253H221V255H225V253L227 252L228 253V250L227 249H224L222 248V245H219V243H221L222 241H225L226 239L225 238H222V237H217ZM262 238V239H263ZM199 239V238H198ZM198 239L196 240V235L194 233H190V235H188L187 237H184L183 239V245L180 247L179 246V249H187L188 251L193 248L196 243L198 242ZM234 239V238H233ZM96 240V239H95ZM118 240V239H117ZM236 240V239H234ZM247 241L248 243H245V241ZM256 240V241H255ZM55 241H59L60 243H54ZM189 241H191L192 243H189ZM197 241V242H196ZM13 241L11 240H6L5 243H11ZM106 242V241H104ZM182 242V241H181ZM196 242V243H195ZM229 242V241H228ZM116 243V242H115ZM262 243V242H261ZM107 244V243H106ZM223 244V242H222ZM252 244V245H251ZM111 245V244H110ZM123 245V244H122ZM126 245V244H125ZM130 245V244H129ZM128 245V246H129ZM161 245H163V247H161ZM245 245H247V247H245ZM251 245V246H250ZM262 245H260L261 247ZM109 247V246H108ZM118 247V246H117ZM126 247V246H125ZM114 248V247H113ZM116 248V247H115ZM119 248V247H118ZM117 248V249H118ZM108 249V248H107ZM107 249H105L106 251H108ZM177 250L176 251V255L182 253L180 250ZM249 251H248V250ZM262 249V247H261ZM104 250V251H105ZM216 251V250H215ZM103 252V251H102ZM110 252V251H109ZM115 252V251H114ZM217 252V251H216ZM33 253H35L33 255ZM112 253V252H111ZM183 254V253H182ZM112 255V254H110ZM114 255V253H113ZM219 255V256H221ZM229 255V254H227ZM24 257H27V259H24ZM99 257V256H98ZM145 257V258H146ZM178 257L182 260L183 258L180 257L178 255ZM103 258V257H102ZM93 259V258H92ZM98 260V259H97ZM96 261V260H95ZM100 261V260H99ZM220 261L221 264L222 263H227V262H223V260L221 259ZM90 264H94V263H90ZM235 264V263H234ZM239 264V263H238ZM252 264H255V262Z\"/></svg>",
  "mask_w": 264,
  "mask_h": 264
},
{
  "label": "snow or ice",
  "instance_id": "3",
  "mask_svg": "<svg viewBox=\"0 0 264 264\" xmlns=\"http://www.w3.org/2000/svg\"><path fill=\"white\" fill-rule=\"evenodd\" d=\"M84 3V0H64L63 7L69 11L75 10L76 8L80 7ZM101 3H103V7L106 8L109 12L112 9H116L117 11L120 10L121 7L125 8L126 16L129 18L131 17V14L133 12H142L145 14V16L150 17L152 14L153 6L160 4V0H95V4L97 8L101 6ZM232 3V0H169V3L167 5L169 12H177L179 14V10L183 8L185 10V15L187 16L189 11H191L192 19H195V10L197 8H200L202 11H204L205 16H209V13H211L210 17V24H212L217 29L224 27V20L223 18L227 17L229 19L232 18V13L230 9V5ZM239 3L244 5V7L247 9L249 6V3L252 5H255L260 10V26L262 29H264V0H239ZM204 7H201V6ZM48 6L47 4L45 5ZM0 8H7L10 12L13 11L11 4H0ZM206 9V10H205ZM65 15H67V12H65ZM251 15V14H249ZM215 21H220L219 24H215ZM149 22V21H146ZM135 23V22H134ZM150 23V22H149ZM32 25L35 26V18L33 17ZM232 27V34L228 36H220L213 38L212 40V46L221 47V42L223 41H232L234 43H238V38L235 37V24L231 25ZM187 31V29L185 30ZM210 33L209 31L205 32V35L208 36ZM125 107H127V104H125ZM165 108H167V105H165ZM43 123V121H41ZM251 127V126H249ZM0 131H3L0 129ZM7 135L9 137L12 136L11 132H8ZM70 137H62L61 139H69ZM3 150V149H0ZM44 152L50 151V149L45 148L43 150ZM54 151V150H53ZM175 155V153H173ZM0 170H6L5 164L3 161H0ZM35 171V169H33ZM261 176H264V172L260 173ZM2 183V181H0ZM67 183V181L65 182ZM163 195V193H161ZM37 198L44 196L43 192L36 194ZM4 221H0V224H3ZM251 223V221H249ZM55 227L54 224H48L45 222L44 219H41L39 215L35 217H29L27 219H17L15 221V224H9L4 228H0V261L6 260L7 257L4 254L5 248H22L27 247L29 244V241L38 236L42 235L43 232H50ZM156 227L160 229V225L157 224ZM184 229H188V223H185L182 225ZM162 232L163 229H160ZM7 234V235H5ZM164 235L167 236L168 233L164 232ZM189 235L188 231H184L181 236L177 237V240H183L184 237H187ZM247 235L251 236V233H247ZM243 234L237 239H242ZM6 240H11L13 242L11 243H5ZM223 243L228 244V247L235 248L236 245L228 243L227 241H222ZM54 243H60L59 241H55ZM189 243H192L189 241ZM163 247V245H161ZM247 247V245H245ZM179 249V244L177 245V248H169L167 249L169 252H176ZM183 253V260L184 264H193L192 261L189 260L188 256V250L187 249H179ZM207 258L201 257L199 252L195 253V261L196 264H213V261H217L220 259H224L227 261V264H233V258L228 256H216L213 254V250L211 248H208L207 250ZM35 253H33L34 255ZM24 259H27V257H24ZM7 264H12V260L8 259ZM145 264L147 262L145 261ZM176 264H180V260L177 259ZM249 264H252V260H249ZM255 264H264V249L261 250L259 255L255 257Z\"/></svg>",
  "mask_w": 264,
  "mask_h": 264
}]
</instances>
